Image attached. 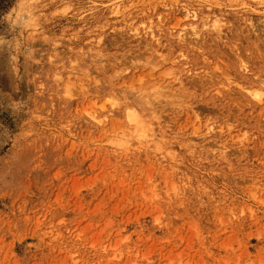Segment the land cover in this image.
Returning a JSON list of instances; mask_svg holds the SVG:
<instances>
[{
    "label": "rangeland",
    "instance_id": "obj_1",
    "mask_svg": "<svg viewBox=\"0 0 264 264\" xmlns=\"http://www.w3.org/2000/svg\"><path fill=\"white\" fill-rule=\"evenodd\" d=\"M262 90L264 0H0V264H264Z\"/></svg>",
    "mask_w": 264,
    "mask_h": 264
},
{
    "label": "bare ground",
    "instance_id": "obj_2",
    "mask_svg": "<svg viewBox=\"0 0 264 264\" xmlns=\"http://www.w3.org/2000/svg\"><path fill=\"white\" fill-rule=\"evenodd\" d=\"M264 92V90H262V93ZM261 93V92H260Z\"/></svg>",
    "mask_w": 264,
    "mask_h": 264
}]
</instances>
